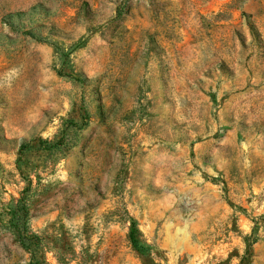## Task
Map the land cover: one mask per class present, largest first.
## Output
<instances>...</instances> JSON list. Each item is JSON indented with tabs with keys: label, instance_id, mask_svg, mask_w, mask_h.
<instances>
[{
	"label": "rangeland",
	"instance_id": "374dc122",
	"mask_svg": "<svg viewBox=\"0 0 264 264\" xmlns=\"http://www.w3.org/2000/svg\"><path fill=\"white\" fill-rule=\"evenodd\" d=\"M0 264H264V0H0Z\"/></svg>",
	"mask_w": 264,
	"mask_h": 264
}]
</instances>
